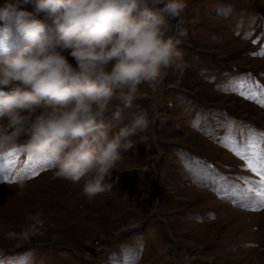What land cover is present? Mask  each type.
I'll return each instance as SVG.
<instances>
[{
    "label": "rangeland",
    "instance_id": "obj_1",
    "mask_svg": "<svg viewBox=\"0 0 264 264\" xmlns=\"http://www.w3.org/2000/svg\"><path fill=\"white\" fill-rule=\"evenodd\" d=\"M18 3L34 11L35 0ZM185 4L171 24L173 34L187 31L186 67L167 69L156 88L141 85L123 110L127 117L143 108L153 123L131 137L108 190L89 200L84 179H52L51 159L35 164L29 157L43 156L22 147L0 156V264H264L260 176L222 142L229 131L241 146L249 129L264 133V106L238 94L254 90L264 99V56L253 55L264 50V0ZM36 18L50 23L46 12ZM24 43L15 23L0 19V55ZM62 54L77 66L70 50ZM105 121L116 123L111 112ZM17 167L23 193L11 182ZM33 213L44 220V235L19 238Z\"/></svg>",
    "mask_w": 264,
    "mask_h": 264
},
{
    "label": "clouds",
    "instance_id": "obj_2",
    "mask_svg": "<svg viewBox=\"0 0 264 264\" xmlns=\"http://www.w3.org/2000/svg\"><path fill=\"white\" fill-rule=\"evenodd\" d=\"M185 7V0H35L29 12L7 0L0 19L12 20L25 43L0 55V86H10L0 89V156L22 147L26 155L48 157L55 162L52 179H84L89 200L108 190L105 181L122 151L133 147L131 137L153 123L143 108L127 117L123 110L141 85L156 88L167 69L186 67L180 45L187 31L173 34L171 24ZM40 12L50 23L36 18ZM109 112L113 125L105 121ZM11 177L23 193L21 168ZM44 229L41 215L29 214L18 236L28 240Z\"/></svg>",
    "mask_w": 264,
    "mask_h": 264
},
{
    "label": "snow or ice",
    "instance_id": "obj_3",
    "mask_svg": "<svg viewBox=\"0 0 264 264\" xmlns=\"http://www.w3.org/2000/svg\"><path fill=\"white\" fill-rule=\"evenodd\" d=\"M253 55L264 56V50H261L259 53H253ZM243 86V83L239 85L240 88H243ZM238 94L243 95L246 99H255L261 106H264V99L259 98L254 90L239 91ZM194 126H198V122L197 125ZM224 141H227L225 146H229L234 154L245 160L246 167L260 176V180L258 181L260 187L257 194L261 197V205L264 206V149L261 148V144L264 143V133L257 134L254 130L249 129L248 141L241 146L238 144L231 131H229L222 139V142ZM29 159H32L35 164H40L42 161L46 162L50 158L37 156L29 157Z\"/></svg>",
    "mask_w": 264,
    "mask_h": 264
}]
</instances>
